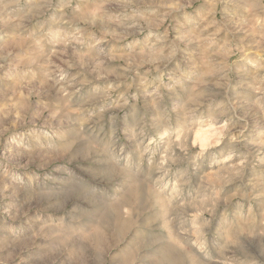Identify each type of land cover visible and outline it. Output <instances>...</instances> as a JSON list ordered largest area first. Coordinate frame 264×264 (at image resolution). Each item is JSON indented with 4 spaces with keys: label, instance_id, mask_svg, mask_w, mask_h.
<instances>
[{
    "label": "rangeland",
    "instance_id": "1",
    "mask_svg": "<svg viewBox=\"0 0 264 264\" xmlns=\"http://www.w3.org/2000/svg\"><path fill=\"white\" fill-rule=\"evenodd\" d=\"M0 264H264V0H0Z\"/></svg>",
    "mask_w": 264,
    "mask_h": 264
}]
</instances>
